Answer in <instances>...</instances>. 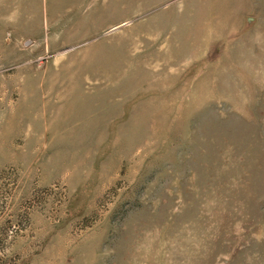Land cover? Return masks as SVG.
Returning a JSON list of instances; mask_svg holds the SVG:
<instances>
[{"label":"rangeland","instance_id":"obj_1","mask_svg":"<svg viewBox=\"0 0 264 264\" xmlns=\"http://www.w3.org/2000/svg\"><path fill=\"white\" fill-rule=\"evenodd\" d=\"M0 264H264V0H0Z\"/></svg>","mask_w":264,"mask_h":264}]
</instances>
